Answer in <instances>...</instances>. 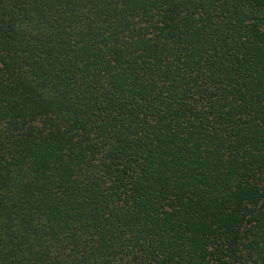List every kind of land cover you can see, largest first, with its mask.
<instances>
[{
	"label": "trees",
	"instance_id": "obj_1",
	"mask_svg": "<svg viewBox=\"0 0 264 264\" xmlns=\"http://www.w3.org/2000/svg\"><path fill=\"white\" fill-rule=\"evenodd\" d=\"M0 264H264V0H0Z\"/></svg>",
	"mask_w": 264,
	"mask_h": 264
}]
</instances>
